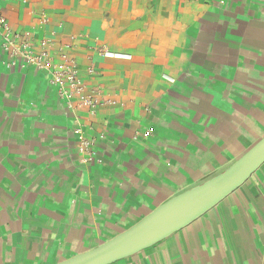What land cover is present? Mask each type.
<instances>
[{"label": "crops", "instance_id": "0c3cea01", "mask_svg": "<svg viewBox=\"0 0 264 264\" xmlns=\"http://www.w3.org/2000/svg\"><path fill=\"white\" fill-rule=\"evenodd\" d=\"M0 17L107 100L91 112L9 67L0 33V264L93 249L264 137V0H0ZM112 264H264V163Z\"/></svg>", "mask_w": 264, "mask_h": 264}, {"label": "water", "instance_id": "95a60500", "mask_svg": "<svg viewBox=\"0 0 264 264\" xmlns=\"http://www.w3.org/2000/svg\"><path fill=\"white\" fill-rule=\"evenodd\" d=\"M264 163V137L227 169L164 202L103 244L56 264H112L182 229L243 184Z\"/></svg>", "mask_w": 264, "mask_h": 264}, {"label": "built area", "instance_id": "2783aa9c", "mask_svg": "<svg viewBox=\"0 0 264 264\" xmlns=\"http://www.w3.org/2000/svg\"><path fill=\"white\" fill-rule=\"evenodd\" d=\"M0 33L2 36V49L8 57L7 65L19 70L35 68L44 71L51 86L55 87L58 95L69 102L77 99L79 103L94 112L99 105L107 102L100 93L89 92L88 85L83 81L78 72V66L74 59L62 57L61 64L54 63L48 56L46 43H42L41 49H37L27 37L15 32L10 25L0 17ZM80 149L83 153L93 154L91 140L83 127L78 124L75 128Z\"/></svg>", "mask_w": 264, "mask_h": 264}]
</instances>
